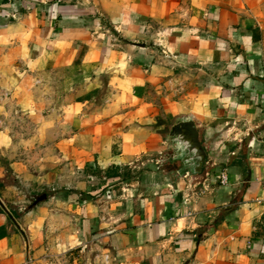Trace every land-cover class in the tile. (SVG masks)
Instances as JSON below:
<instances>
[{"label":"crops","instance_id":"0c3cea01","mask_svg":"<svg viewBox=\"0 0 264 264\" xmlns=\"http://www.w3.org/2000/svg\"><path fill=\"white\" fill-rule=\"evenodd\" d=\"M186 117L200 174L138 164ZM0 202V264L51 213L102 264H264V0H0Z\"/></svg>","mask_w":264,"mask_h":264},{"label":"rangeland","instance_id":"374dc122","mask_svg":"<svg viewBox=\"0 0 264 264\" xmlns=\"http://www.w3.org/2000/svg\"><path fill=\"white\" fill-rule=\"evenodd\" d=\"M169 126V124H168ZM169 131L167 129V136L163 137V142L166 143V149L161 150V152H154V153H147L141 157V160L138 162L142 163V161L147 160H155V162L159 161V165H165L168 163H177V150L175 149V145L171 139H169ZM165 146V145H164ZM170 160V162L168 161ZM137 172V170H135ZM132 173V170L129 172ZM105 191L106 187L103 188ZM54 194L53 192H49V195ZM47 199V198H46ZM27 200L30 201L27 204ZM39 200V197H26L24 202L22 203L23 207L25 208L24 212L30 210L34 204H36ZM39 204V203H37ZM30 206V208H29ZM52 208H55L57 211L63 209V207L59 206L57 203L52 204ZM49 218V221L47 220ZM65 221V222H64ZM46 226H45V233H46V242H50L49 246V253L47 255V259L49 260V264H102V259L97 258L96 261L94 260L95 252L90 251V247H81V248H73V250H69L66 248L65 252L56 251L57 247L53 246L55 242L54 238L56 237L57 233L61 231L63 228H74V221H70L68 217H59V215H55L51 213L50 215L47 214L46 216ZM49 223V224H47ZM57 241V240H56ZM47 244V243H46ZM46 246V248H47ZM65 249V247H64ZM82 249H86L87 253L83 255ZM92 253V254H91ZM94 254V255H93Z\"/></svg>","mask_w":264,"mask_h":264},{"label":"water","instance_id":"95a60500","mask_svg":"<svg viewBox=\"0 0 264 264\" xmlns=\"http://www.w3.org/2000/svg\"><path fill=\"white\" fill-rule=\"evenodd\" d=\"M137 45L145 47L144 44ZM168 137L173 141L177 150V161L181 163V174L186 172L192 175L200 174L207 160V152L201 142L195 120L192 117L179 119L171 126ZM46 198L47 196L44 195L39 198L38 202ZM2 206L4 207L3 204Z\"/></svg>","mask_w":264,"mask_h":264},{"label":"built area","instance_id":"2783aa9c","mask_svg":"<svg viewBox=\"0 0 264 264\" xmlns=\"http://www.w3.org/2000/svg\"><path fill=\"white\" fill-rule=\"evenodd\" d=\"M221 180H222V183L227 182V177H226V175L222 174V175H221Z\"/></svg>","mask_w":264,"mask_h":264}]
</instances>
